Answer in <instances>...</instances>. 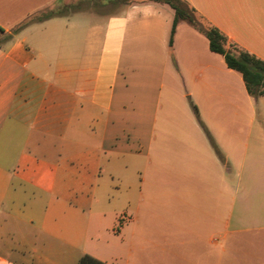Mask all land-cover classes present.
I'll return each instance as SVG.
<instances>
[{
  "label": "crops",
  "instance_id": "1",
  "mask_svg": "<svg viewBox=\"0 0 264 264\" xmlns=\"http://www.w3.org/2000/svg\"><path fill=\"white\" fill-rule=\"evenodd\" d=\"M0 0V264H264V94L166 3ZM264 61V0H185ZM1 35V31H0Z\"/></svg>",
  "mask_w": 264,
  "mask_h": 264
},
{
  "label": "trees",
  "instance_id": "2",
  "mask_svg": "<svg viewBox=\"0 0 264 264\" xmlns=\"http://www.w3.org/2000/svg\"><path fill=\"white\" fill-rule=\"evenodd\" d=\"M168 4L174 11L171 36L179 20L186 21L189 25L202 33L208 39L209 49L223 56L226 65L241 74L247 92L254 97L264 94V61L242 50L234 44L228 43L226 36L216 27L206 23L189 6L185 0H153ZM127 3V1H123ZM122 2V3H123ZM69 8H75V4ZM64 10V9H63ZM59 8H44L27 15L15 24L9 32L0 28V44L12 37L25 26L40 22L50 17L59 15L63 11ZM78 264H107L89 254H82Z\"/></svg>",
  "mask_w": 264,
  "mask_h": 264
},
{
  "label": "rangeland",
  "instance_id": "3",
  "mask_svg": "<svg viewBox=\"0 0 264 264\" xmlns=\"http://www.w3.org/2000/svg\"><path fill=\"white\" fill-rule=\"evenodd\" d=\"M123 1H127V3H131V2H138L142 0H74L73 2L75 4V8L76 7H92L95 9L101 8L109 12H112Z\"/></svg>",
  "mask_w": 264,
  "mask_h": 264
}]
</instances>
